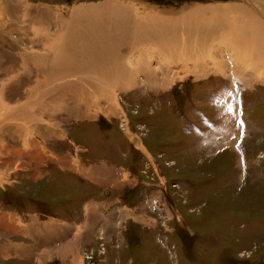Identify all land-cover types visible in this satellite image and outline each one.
I'll return each mask as SVG.
<instances>
[{
    "label": "rangeland",
    "instance_id": "rangeland-1",
    "mask_svg": "<svg viewBox=\"0 0 264 264\" xmlns=\"http://www.w3.org/2000/svg\"><path fill=\"white\" fill-rule=\"evenodd\" d=\"M7 3L19 5L16 10H10V15L0 14V54L4 49L15 53L19 65L4 62V67H0V87L5 84L10 88L6 78H12L11 81L16 78L20 85L14 88V95L10 92L1 95L0 88V101L7 103L6 110L25 101L24 89L31 86L29 81L34 86L36 78L40 80L45 76L34 62L28 66L21 64L22 53L52 57L53 48L45 50L42 46L48 42L45 45L48 47L52 42L53 47L58 34H63L59 22L49 26H43L44 21L37 23L35 13L30 12L33 9L29 10L28 6L44 11L48 8V17L67 19L70 9L114 3L130 11L131 17L134 15L140 24L135 34L139 44L134 47L139 48L137 51L124 48L117 51L119 54L109 55V63L103 65L101 74L99 69L79 70L69 78L64 77L79 80L83 87L99 85L95 92L85 87L81 94L87 95L88 102L84 99L78 103H82L81 112L72 107L68 113L59 112L57 107L53 115L38 118L37 130L0 131V214L11 213L10 219L2 221L5 227L0 234L1 254L6 251V243L8 250L0 258V264L35 262L33 253L29 258L34 261L12 256L10 241L22 240L13 225L17 222L31 228L44 225L53 212H59L54 202L70 200L64 186L75 185L74 178L67 179L57 169H51L49 161L76 162V157L65 158L76 155L74 151L81 157L85 153V165H92L100 156L109 158L107 161L113 166L108 167L116 172L117 180L127 179L124 172L120 178V167L128 170L133 178L131 185L125 184V188L118 191L110 185L112 174L108 170L105 182L109 187L103 198H107L110 207L105 201L106 212L99 211V215L108 217L111 225L104 220L103 227L95 228L91 247L96 249L99 241L101 246L104 243L107 247L109 242L105 250L113 252L115 259L106 258V253L100 264H264V74L261 77L242 72V66H251L253 61L242 60L244 56L237 53L227 34L223 36L225 39L213 43L214 52L219 47L222 59L227 61L223 68L213 57L190 67L171 63V54L172 60L164 56L155 58L154 50L168 46L166 40L171 35L160 34L162 23L146 19L155 13L168 12L173 16L177 14L184 23L192 20L190 23L215 28L216 23H208L214 18L238 20L234 12L222 14V7L241 6L248 10L254 4L246 0H0L2 6ZM206 25L204 31L207 32ZM188 26L178 24V32L173 37V41L180 39L181 48L182 44L193 48L198 45L187 38ZM158 28V35L161 39L164 37L157 41L161 44L145 43ZM191 28L195 30H189L190 36L201 30ZM232 29L235 36L230 38H235L241 30L236 26ZM57 30L61 33L55 35ZM33 40L35 44L31 43ZM246 53L253 57L249 51ZM133 63L136 64L128 67ZM119 64L129 70L124 71ZM196 66L199 71L192 72ZM232 69L240 74L231 75ZM34 97L33 93L31 100ZM2 107L0 124L4 114ZM30 112L36 111L31 107ZM20 121L26 126L35 124L27 119L11 124L18 125ZM13 146L18 154L11 160ZM85 147L91 151L89 156ZM73 164L77 167V163ZM46 170L54 176L48 178L50 174H45ZM124 190H128L126 194ZM114 207L118 209L114 211ZM127 207H132L137 217ZM143 216L150 218L147 222L153 228L143 226ZM27 241L32 243V239L27 238ZM122 245L127 247L118 249ZM63 251L65 248L61 249ZM68 251L65 257L53 256L46 264H63L61 259L65 264H87L84 250L74 253L76 257L73 249Z\"/></svg>",
    "mask_w": 264,
    "mask_h": 264
},
{
    "label": "bare ground",
    "instance_id": "bare-ground-1",
    "mask_svg": "<svg viewBox=\"0 0 264 264\" xmlns=\"http://www.w3.org/2000/svg\"><path fill=\"white\" fill-rule=\"evenodd\" d=\"M246 1L252 2L255 6L252 5L251 9H248V10H246L245 8L241 6L222 7L223 9L222 14L223 13L225 14L227 12H232V13L234 12L236 13L235 15L237 16L238 20L228 19L225 21V19H221L219 21L218 18H214L208 23L210 24L216 23L214 24V26H216L215 28H210V25H206L204 23H199V24L198 23L193 24L194 22L190 23V21L192 20L184 23V21H179L178 17H176L177 14L173 16V13L170 14L168 12L165 13L164 15L160 13H155L154 15H151L150 17H147L146 19L147 20L149 19L154 23L156 21L157 23H162V26H160L162 29V32L160 33L159 28H158V32L154 30V32L151 33L152 35H150V37L146 39L145 43L151 42V41L157 42L159 40H163L164 37H162L163 39H161V35L160 36L158 35L159 33L160 34L163 33L166 35L170 34L171 37L169 38V40L165 39L166 41H168V43L166 42L168 46L161 47L159 49L156 47L157 49L154 50L155 58L160 57L161 59V56L166 57L168 60L169 59L172 60L173 58L171 63H181V65H184L185 67H190L193 65H197V63H199L200 61H206L207 59H210L211 57H213V61H217L220 68H223L226 66L225 64L227 61L222 59L224 58V56L221 57V54L223 53L220 52L219 47L214 52V49L216 46H214L213 43L220 39H223V38L225 39V37L223 36L227 34L230 36H227L226 38H228L230 43L233 46H235L237 53L240 52V54L244 56L242 60L244 62H249V63L253 61L251 63V66H249L248 64H244L242 66V72L256 73V74H260L261 77H263V74H264V21L262 22L259 19V17H257L256 15H259L260 17L264 19V0H246ZM8 4L9 3L5 4V6H2V4H0V14L2 12H6L10 15V10H16V6L19 5V4L17 5L16 3H11L9 5ZM27 8L29 10L33 9L30 12L35 13L33 17H34V20L36 19L38 21L37 23H42L44 21L43 26H49L52 24H56L57 22L61 23L63 26V34L62 35L58 34L59 39L57 38L58 40L54 44L53 47H51L53 43L50 41H49L51 43L50 46L48 47L45 46L46 44H48V42H46V44L42 46V48L45 50L48 48H53L52 51H55L56 53L55 52H52V53L55 56L52 55V57L40 58V57H34V53L32 56L31 53H29L30 51L27 52L29 54H25L26 53L25 51L24 53H22L21 64L24 63V64H27L28 66V63L32 64L34 62L36 65H38L41 68L39 70L42 71L45 74V76L41 79L39 78L40 80L36 78L35 79L36 81L34 80L35 81L34 86H32V84H30L31 81H29L28 85H31V86L28 87L27 89H24L26 92L24 96L25 101L21 102V104L19 103L20 105L14 106L13 108L10 107L8 108V110H6L7 103L3 104L0 101L3 105V107L0 106L2 107L1 110H4L3 117L1 118L0 131H6V132L8 131V132L14 133V132H19L20 130H25L26 133H28L32 131V128L33 129L36 128L37 130L38 126H36L37 125L36 122H38V118L41 116H45V115L46 116L53 115L57 107H58L59 112H62L63 110L64 112L68 113L71 107L81 112L80 106L82 105V103L81 105L78 103H80V101L84 99L86 103L88 102L87 95L84 96L81 93L83 92L85 87L92 89V91L95 92L98 90L99 85L97 87V85L95 84H94L95 86L92 84H89V86L83 87L81 83H78L79 80L75 78L74 79L71 78L72 81H70V80H66V78H69L73 74H76V72L79 70L94 71L96 69H99L100 74H101L103 67H104L103 65L109 63L108 61L110 60L109 55H113L117 53V51L120 52V49H124V48L127 50L136 49L135 51L139 49V48H134V47H137V45H139L138 43H136L137 42L136 40L138 37H136L135 35L138 33V30H139V24H140L139 21L134 17V15L133 17H131L132 13L130 11H128L125 8L118 7L114 3H101V4H97L95 6H91L87 8L81 7V8L70 9L69 10L70 14L67 19H63L57 16L48 17L49 14H47L46 12L48 8L47 9L44 8L45 11L39 8H33L31 6H28ZM39 12L41 15L38 16ZM9 20L12 21V19H9ZM205 22H207V20ZM188 23H189V26H188ZM0 24H1V17H0ZM178 24H180V26H183V24H187L188 26L187 38L191 39L193 42L198 44L196 47L193 48L188 45L186 46L185 44H182V48L184 49L183 50L179 44L180 39H176V41H173L174 34L176 35V33L178 32V28H177ZM204 25L208 26L209 28L207 29L208 30L207 32L204 31L205 30ZM15 26L18 27V25H15ZM232 26H236L238 31L241 30L239 32V35L241 36L238 35L235 38H230L231 36H235L232 31L234 29V28L232 29ZM191 27H194V28L196 27L197 29H199L200 27L201 30L194 31L193 34L190 36L189 30L190 29L195 30V29H192ZM57 32H60V31L57 30L55 32V35L57 34ZM60 41H62V44L60 43ZM31 43L35 44V41L34 40L31 41ZM157 43L161 44V42H157ZM63 48L64 50L62 51ZM247 51L253 54V57L248 55L246 53ZM119 52L117 54H119ZM170 54L171 56L173 55L172 58L170 57ZM114 57L117 60V56L114 55ZM6 61H8L9 63L10 62L16 63L17 55L15 53L14 54L9 53L8 51H5L4 49V51H2V54H0V67ZM167 61L165 60L164 62H167ZM16 64L19 65L18 62ZM115 64H117V62ZM135 64L136 63L130 64V66L128 67L134 66ZM137 64L140 65L142 63L138 62ZM121 66H122L121 69H123L124 71L129 70L128 67H125L123 65ZM204 66L207 67L208 64H205ZM144 67L145 65H143V68ZM141 68L142 67H140V71H141ZM2 69L5 70L6 68H2ZM13 69L14 68H12V70ZM18 69L20 70L21 67ZM198 69L199 67L196 66L191 71L193 72ZM24 70L27 71V69H24ZM146 73L148 72L145 71V74ZM230 74L236 75L240 73L238 72V70L232 69V71H230ZM13 77H16V76H13ZM7 79H9L7 83L9 85L8 87L10 88L8 89L7 86L5 87V84L2 85L0 87L2 91L1 95L4 93L8 94L9 92L14 95V92H15L14 88H18V85L20 84L18 83L17 80H15L16 78L13 79L15 81L12 80L13 82L11 81L12 78L11 79L6 78V81ZM63 79H65V82L63 81ZM58 81H61V82L57 83ZM66 81H68V83H66ZM250 81L252 82L251 78H250ZM23 82L25 83V80ZM164 82H167V80ZM242 82L247 83L248 80H242ZM127 86L130 87V85H127ZM108 89L110 88L108 87ZM16 91H18V89ZM33 93L35 97L32 98L31 100ZM64 104L66 105V107L64 106ZM31 107L35 109L36 111L35 113L30 112ZM26 119L30 120V123L34 122L35 124L31 123L32 127L26 126V124L23 125L21 121L18 125L11 124V122L15 120H23L25 122ZM10 140L12 141V139ZM136 143L140 145L139 141H136ZM10 152H13V154L10 155L11 160H12L13 156H16L18 154L17 149H15V152H14V146H13L11 147ZM7 154H8V151H7ZM9 161H5V162L7 163Z\"/></svg>",
    "mask_w": 264,
    "mask_h": 264
},
{
    "label": "crops",
    "instance_id": "crops-1",
    "mask_svg": "<svg viewBox=\"0 0 264 264\" xmlns=\"http://www.w3.org/2000/svg\"><path fill=\"white\" fill-rule=\"evenodd\" d=\"M85 150H87V155L89 156L91 151L88 148H86ZM74 153L76 155L70 154V156H65V158L68 159V157H76V162L63 163L62 160H59V162H54L55 160L49 161L51 169H57L58 173H60V175L62 176H65L67 179L74 178V182L76 183L75 185L69 183L68 185L64 186L67 196L71 197L70 200L67 201V203L65 201H61L62 203L60 204L58 202H54L53 205H55L56 209L59 208V212H53V216H50L49 220L46 221L44 225H40L37 227L33 225L34 228L23 226L22 223L19 222L13 225V227L17 229V232H19L18 235L22 239L19 241L12 240L13 242L10 241L12 251L11 254L13 257L17 256L19 258H24L22 260L27 259L29 261V259L33 260L29 257L35 254L36 257H34L36 258V260L35 262H33V264H46V262L48 263L49 259L53 256L65 257L66 254H69L68 249H73V256L76 257L75 254H79L81 251L93 245L91 235L94 234L95 228L97 229V227H103L104 220L106 223L108 222V226L111 225V220L108 217L102 214L99 215V211L102 213L106 212V202L110 207V202H108L107 198H103L105 197L106 190L109 187V185H107V181L105 182L107 173L110 171L112 174L110 185H114L119 191L120 189L125 188V184H132L131 182L133 181V178L130 177V172L124 168H119L118 166H121L119 165L120 162L114 158L115 163L118 165L115 166L119 168L120 178L122 177L123 172L127 173V179L122 181L117 180L116 172L108 167L113 166V164L108 163L107 159L109 158L100 156L101 158H99L92 165H85L83 164V157L86 156L85 153L79 152L83 154L82 157L77 152L74 151ZM77 154L79 157L77 156ZM61 157L63 158L64 155H61ZM73 163H77V167H75ZM48 173L50 174L48 178H50V176L51 178L54 176L50 171H47L45 174ZM129 179L130 181H128ZM65 183L67 182L65 181ZM127 191L128 190H124L123 193ZM118 200L121 201L120 198ZM113 209L114 211H116L118 207H114ZM127 210H129V212H132L133 216L137 217L132 207H127ZM110 213L113 212L111 211ZM0 216L1 234L3 233L5 227V224H3L4 218L10 219L11 213L4 212L1 213ZM110 217H113V214L110 215ZM141 219H143L142 224L145 228H147L146 225H151V227L149 228H153L152 224L147 222V220H150V218H146L145 216H143L141 217ZM27 238L30 240L32 239V243H30L29 241L26 242ZM94 243L96 244V242ZM108 243L109 242H107V247ZM5 246V252H7L8 244L6 243ZM123 247L125 248L127 247V245H122L121 247L119 246L118 249ZM64 248L65 251L61 252V249ZM1 252L2 250L0 249V258L5 254V252L3 254H1ZM40 252H43L42 258L40 256ZM114 256L115 254H113V252L108 251L106 258L108 257L113 260L115 259ZM61 262L65 264V260L63 261L61 259Z\"/></svg>",
    "mask_w": 264,
    "mask_h": 264
},
{
    "label": "built area",
    "instance_id": "built-area-1",
    "mask_svg": "<svg viewBox=\"0 0 264 264\" xmlns=\"http://www.w3.org/2000/svg\"><path fill=\"white\" fill-rule=\"evenodd\" d=\"M100 241L98 243V246L96 249H93V247H89L84 250V255L87 264H100L103 260L104 256L106 255V247L100 245ZM103 247V248H102Z\"/></svg>",
    "mask_w": 264,
    "mask_h": 264
}]
</instances>
